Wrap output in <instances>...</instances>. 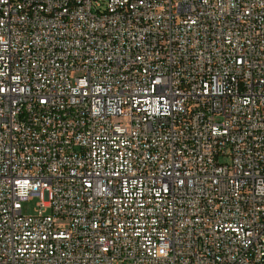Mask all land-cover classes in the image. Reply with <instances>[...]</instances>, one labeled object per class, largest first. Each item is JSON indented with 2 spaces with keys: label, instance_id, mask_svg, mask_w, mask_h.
Returning a JSON list of instances; mask_svg holds the SVG:
<instances>
[{
  "label": "built area",
  "instance_id": "built-area-1",
  "mask_svg": "<svg viewBox=\"0 0 264 264\" xmlns=\"http://www.w3.org/2000/svg\"><path fill=\"white\" fill-rule=\"evenodd\" d=\"M0 264H264V0H0Z\"/></svg>",
  "mask_w": 264,
  "mask_h": 264
},
{
  "label": "rangeland",
  "instance_id": "rangeland-1",
  "mask_svg": "<svg viewBox=\"0 0 264 264\" xmlns=\"http://www.w3.org/2000/svg\"><path fill=\"white\" fill-rule=\"evenodd\" d=\"M124 123V121H121ZM38 201L36 199L29 200L22 203V215L23 216H33L35 215V211L37 209ZM56 225L60 228H65L67 226V222L61 221L57 222Z\"/></svg>",
  "mask_w": 264,
  "mask_h": 264
}]
</instances>
